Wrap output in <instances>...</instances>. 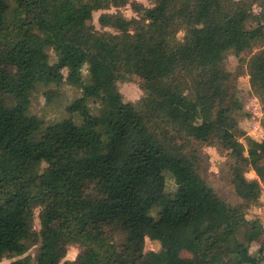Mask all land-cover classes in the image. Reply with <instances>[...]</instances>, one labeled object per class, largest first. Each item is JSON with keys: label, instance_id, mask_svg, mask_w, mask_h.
Returning <instances> with one entry per match:
<instances>
[{"label": "trees", "instance_id": "1", "mask_svg": "<svg viewBox=\"0 0 264 264\" xmlns=\"http://www.w3.org/2000/svg\"><path fill=\"white\" fill-rule=\"evenodd\" d=\"M149 1L0 0V261L39 245L34 262L10 264L264 262V243L257 255L238 247L244 232L252 244L262 228L247 209L263 193L264 141L240 139L233 74L223 65L230 51L264 41V0ZM128 4L144 19L102 13L101 26L116 32L95 26L96 11ZM248 68L264 100V50ZM127 74L147 77L138 102L118 86ZM64 82L82 90L67 107L82 122L44 127L30 111L32 94ZM202 144L229 151L241 202L201 175ZM148 237L161 249L146 251ZM74 244L83 250L64 260Z\"/></svg>", "mask_w": 264, "mask_h": 264}, {"label": "rangeland", "instance_id": "2", "mask_svg": "<svg viewBox=\"0 0 264 264\" xmlns=\"http://www.w3.org/2000/svg\"><path fill=\"white\" fill-rule=\"evenodd\" d=\"M143 3L146 7H151L153 3L149 0H137ZM255 12L259 13L261 8L258 4L254 5ZM122 13L128 19H144V16L135 10L134 6L128 4L121 8L112 7L109 10H99L94 13V24L100 31L116 32V29L110 27H102L99 18L102 13ZM185 31L178 34L179 39H184ZM264 50V41L256 44L251 49L245 50L240 54L230 51L224 60V67L227 71L233 74L232 87L235 95L234 103L237 104L235 117L238 120L239 128L244 135L241 140L247 145L248 137L258 141H264V100L262 96L252 87L249 75V61L252 56ZM51 62L56 61L57 56L54 50L49 49ZM67 75V70L64 71ZM83 73L85 78L88 77L87 66L84 67ZM147 77L144 74H127L118 81L120 91L123 93L125 100L138 102L146 94ZM82 95V90L74 85L66 82L56 84H39L31 97L30 111L44 121V127L51 123L61 121L65 118L73 117L77 123H81L82 119L79 114H71L67 107L79 96ZM92 112L97 114L100 103L94 99L89 102ZM199 146V145H198ZM197 146V147H198ZM201 175L208 181L209 184L224 198L231 203H238L242 200L235 193L229 176L228 163L231 161L228 150L220 147L217 144H202L201 147ZM249 178H256L255 171L251 170L247 173ZM168 190L176 189L174 179L168 176ZM263 193L260 201L250 206L247 209V218L252 221H259L261 229H255V241L251 244L247 233L244 232L240 238L238 247L243 256L251 253L257 255L260 246L264 243V184L262 186ZM40 208H36V216L34 220V228L40 231L41 223L39 219ZM251 245V246H250ZM250 247V248H249ZM39 245L33 246L26 254L15 258H4L0 264H10L12 261L30 256L34 262V258L38 252ZM146 251L161 249L159 241L146 238ZM83 250L77 244L69 247L68 253L64 260L75 259ZM182 256L191 257L192 254L188 251H183ZM261 264H264L261 263Z\"/></svg>", "mask_w": 264, "mask_h": 264}]
</instances>
